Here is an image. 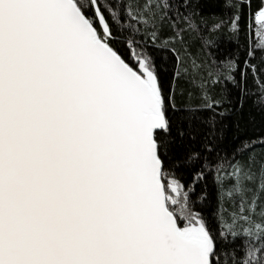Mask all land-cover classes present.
Here are the masks:
<instances>
[{
	"label": "snow or ice",
	"instance_id": "6c2138e0",
	"mask_svg": "<svg viewBox=\"0 0 264 264\" xmlns=\"http://www.w3.org/2000/svg\"><path fill=\"white\" fill-rule=\"evenodd\" d=\"M0 264H264V0H0Z\"/></svg>",
	"mask_w": 264,
	"mask_h": 264
}]
</instances>
